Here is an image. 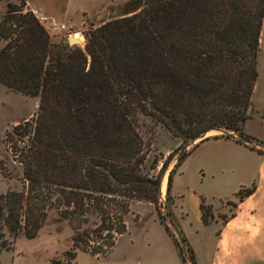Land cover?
<instances>
[{"label":"trees","instance_id":"obj_1","mask_svg":"<svg viewBox=\"0 0 264 264\" xmlns=\"http://www.w3.org/2000/svg\"><path fill=\"white\" fill-rule=\"evenodd\" d=\"M118 11L89 26L80 48L52 42L23 0L5 2L0 85L38 102L32 118L4 133L21 186L0 193V252L17 236L33 238L52 209L73 231L70 256L75 250L104 254L125 232L129 203L146 201L182 263L195 264L180 231L184 248L169 230L170 211H158L160 180L173 153L153 173L159 160L148 159L138 117L183 143L221 130L212 137L234 133L264 147L242 127L257 77L264 0H127ZM189 151L169 169L165 194ZM253 189L239 188L235 201ZM198 209L208 224L211 206L201 196ZM91 212L99 222L87 229Z\"/></svg>","mask_w":264,"mask_h":264},{"label":"crops","instance_id":"obj_2","mask_svg":"<svg viewBox=\"0 0 264 264\" xmlns=\"http://www.w3.org/2000/svg\"><path fill=\"white\" fill-rule=\"evenodd\" d=\"M23 1L29 10H36L42 17L63 24L72 32L81 27L82 19L74 23L69 18L71 12L84 14L87 19L91 16L87 15L83 3L78 0ZM123 1L103 0L97 11H103L102 6L106 4ZM40 23L44 26L43 21ZM251 112L250 119L264 126V107H252ZM256 140L264 143L263 137ZM250 146L253 149L235 142L232 137L220 136H207L201 141L189 142L185 151H190L171 176L168 196L170 219L174 225L168 224L184 236L191 247L195 264H264V153L256 151L261 149L264 152V147L255 143ZM194 173L201 174L202 178L206 176L208 181L203 184L201 180H192ZM251 185L254 186L252 193L241 201H235L234 193L241 187L248 188ZM199 196L211 206L213 215L212 220L205 225L200 220ZM227 201L235 202V206L227 204ZM220 202L231 209L217 211ZM140 205L147 206L149 218L160 224L151 203L135 201L129 208L132 210ZM133 210L138 215L134 227L141 229L142 214L137 209ZM160 228L161 234L168 238L174 248V256H146L140 264H182L170 236L163 226Z\"/></svg>","mask_w":264,"mask_h":264},{"label":"rangeland","instance_id":"obj_3","mask_svg":"<svg viewBox=\"0 0 264 264\" xmlns=\"http://www.w3.org/2000/svg\"><path fill=\"white\" fill-rule=\"evenodd\" d=\"M6 1L16 2V0H0V15H2L5 10ZM27 1L32 2V0ZM78 1L79 3H83L87 15H91L90 18L87 19L84 14L81 15L78 12H71L69 18L74 23H78L80 18L82 19L81 27L76 32H72L71 29L61 24L64 26V29L60 30L61 33H59L60 31L55 35L48 33L52 42L61 40L66 41L71 33H78L80 44H77V46L80 48L83 47V32L89 26H96L109 19L118 17V8L127 0L118 4H106L102 6L103 11L101 12H98L97 9L103 0ZM255 69L257 77L250 95V110L246 112L247 119L252 117V107L255 109L264 107V13L258 37ZM37 102V97L23 96L11 92L0 85V193H3L7 189L17 191L21 186L20 167L9 154L8 147L4 143V133L8 132L11 126L32 118L36 112ZM137 125L138 132L143 142L147 144L148 159L150 160L154 155L159 160L153 173L157 171L160 162L168 153L172 152L173 156L167 167L170 169L176 157L181 152L182 147H185L190 142H181L179 138L170 135L164 128L153 123L148 117L139 116ZM242 127L244 134L255 140L259 137L264 138V126H260L256 120L250 119L244 121ZM220 134H222L221 130H211L202 137H197L192 142H197L203 137ZM185 148L183 152H185ZM166 170L162 175V179H164V190L163 192L159 191L158 211L160 215H164L167 210L171 211L168 192L165 194L168 174ZM191 178H193L192 180H201L203 184L208 181L206 176L202 178L201 174L198 175V173H194ZM133 202L135 201H131L129 205ZM129 205L127 213L123 215L124 224L127 225L126 232H123L118 237L116 236L112 247L104 254L91 255L88 252L75 250L74 256H70L68 251H71L70 238L73 231L69 228L64 219L60 218L54 210L50 209L46 211L44 223L33 238L26 239L22 236H17L10 242V248L8 250H2L0 252V264H140V262L144 260L143 257L146 256L172 258L175 253L173 250L174 248L169 244L168 238L162 235L159 230L163 225L158 224V222H153L149 218L148 207L140 205L133 208L137 209V211L142 214L141 229L135 228L134 225H137L138 215L133 209L130 210ZM230 209L231 208L224 202H220L217 206V211H229ZM87 217L89 219L86 225L87 229H92L98 224L99 219L95 212L87 214ZM156 217L159 221V215L156 214ZM167 225L170 232L176 237L173 228L168 223Z\"/></svg>","mask_w":264,"mask_h":264},{"label":"water","instance_id":"obj_4","mask_svg":"<svg viewBox=\"0 0 264 264\" xmlns=\"http://www.w3.org/2000/svg\"><path fill=\"white\" fill-rule=\"evenodd\" d=\"M66 42H67L68 45H77V44L80 43L79 40H78L77 38L72 37L71 35L67 37ZM252 114H253V113H252ZM222 133H223V132H222ZM230 137H232V138H237V139H239L240 141H242L244 144H247V145L254 144V142H252L250 139H248L247 137H245V136H243V135L230 133ZM190 142H192V141H190ZM255 145H258V144L255 143ZM258 146H259V145H258ZM184 148H185V147H182L181 152L178 154V156L181 155V154L183 153ZM163 219H166V218L163 217ZM174 231H175V233H176V237H177V239H178V241H179L181 247L184 248V243H183V240L181 239L179 233L177 232L176 229H174ZM184 253H185V252H184ZM185 256H186V253H185ZM186 259H187L188 263H190V260H189V258H188L187 256H186Z\"/></svg>","mask_w":264,"mask_h":264},{"label":"built area","instance_id":"obj_5","mask_svg":"<svg viewBox=\"0 0 264 264\" xmlns=\"http://www.w3.org/2000/svg\"><path fill=\"white\" fill-rule=\"evenodd\" d=\"M35 17H37V19L39 21H43L44 23V28L46 29L47 33H50L52 35H55L57 34L60 30H63L64 29V26L59 24V23H56L54 22L52 19H48V18H45V17H42L41 15H39L37 13L36 10H32L31 11ZM68 36V35H67ZM160 191V190H159ZM160 195V194H159ZM159 200V199H158Z\"/></svg>","mask_w":264,"mask_h":264},{"label":"bare ground","instance_id":"obj_6","mask_svg":"<svg viewBox=\"0 0 264 264\" xmlns=\"http://www.w3.org/2000/svg\"><path fill=\"white\" fill-rule=\"evenodd\" d=\"M78 33H72L71 36L77 38L78 40L80 37L77 35ZM83 41V40H82ZM80 44V43H79ZM208 133V132H207ZM164 189V179H162L161 184H160V192H163Z\"/></svg>","mask_w":264,"mask_h":264}]
</instances>
